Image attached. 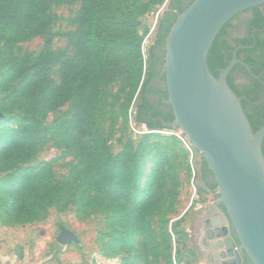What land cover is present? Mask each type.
<instances>
[{
    "label": "trees",
    "instance_id": "obj_1",
    "mask_svg": "<svg viewBox=\"0 0 264 264\" xmlns=\"http://www.w3.org/2000/svg\"><path fill=\"white\" fill-rule=\"evenodd\" d=\"M164 0H0V223L5 226L41 221L50 207L63 212L69 205L76 214L88 217L100 214L104 225L98 232L99 253L119 258V264H181L192 252L178 247L184 232L173 223L171 215L179 195V180L173 161L164 151L151 154L148 144L154 133L143 134L138 143L130 139L118 154L110 152L106 140L97 129L100 108L108 105L109 83L119 78L124 92L119 110H127L133 98V122L146 130L166 129L156 117L166 122L173 113L164 90L151 85L160 77L155 64H163L167 34L178 13L194 0H167L154 29V41L142 50L148 28L139 27V19L156 11ZM79 3L75 21L77 30L66 33L74 43L76 60L65 61L64 50H53L59 35L53 31V6ZM249 20L254 41L236 40L237 58L259 71L250 53L264 45L260 38L264 28V4L236 13L213 39L206 63L217 77L230 59V46L225 41L227 29L242 13ZM43 36V44L34 55H15L12 47L33 37ZM251 46V47H250ZM157 52H161L159 55ZM61 64L59 81L51 76ZM226 82L240 99L242 109L253 132L264 124V102L257 100L249 86L240 87L232 75ZM248 76V75H247ZM165 82L164 73L161 75ZM252 87L258 80L248 76ZM149 93L159 96L156 104ZM70 103L71 114L47 121L48 113ZM159 106H163L160 109ZM183 136V135H182ZM48 139H55L65 154L74 156L67 176L57 180L52 162L29 164ZM172 137H166L171 140ZM264 155V138L262 140ZM185 158L186 152L179 148ZM152 163L145 175L146 158ZM175 156H173L174 160ZM199 178L203 188L215 191L216 183L205 161L201 159ZM179 226V224L177 225ZM184 248V249H183ZM245 263L251 261L244 255ZM94 264V263H93ZM185 264H188L185 262Z\"/></svg>",
    "mask_w": 264,
    "mask_h": 264
},
{
    "label": "water",
    "instance_id": "obj_2",
    "mask_svg": "<svg viewBox=\"0 0 264 264\" xmlns=\"http://www.w3.org/2000/svg\"><path fill=\"white\" fill-rule=\"evenodd\" d=\"M264 0H194L178 13L165 39L163 70L173 120L161 126L179 129L205 161L216 183L213 210L233 230L214 254V264H264V124L253 132L240 99L226 82L233 61L214 77L207 66L210 45L236 13ZM2 114L0 113V119ZM62 245L77 236L61 226ZM224 247V248H223Z\"/></svg>",
    "mask_w": 264,
    "mask_h": 264
},
{
    "label": "rangeland",
    "instance_id": "obj_3",
    "mask_svg": "<svg viewBox=\"0 0 264 264\" xmlns=\"http://www.w3.org/2000/svg\"><path fill=\"white\" fill-rule=\"evenodd\" d=\"M167 0H164L159 9H164ZM79 3L64 4L53 6L50 10L53 16V31L59 35L52 42V49L64 50V60L73 63L76 60L74 43L66 36V33L77 30L75 21ZM161 10V11H162ZM157 12L142 16L139 19V27L148 28V33L144 36L142 44L144 51L153 40L155 29V16ZM44 37L36 36L25 42L15 44L11 52L15 55L37 53ZM62 65L55 66L51 71V76L58 82ZM124 92L119 78H114L108 86L107 104L100 108L97 115V129L106 140V144L113 154L122 151L123 145L127 140L138 143L141 136L146 133H154L157 137L151 138L148 144L151 145V154L156 151L167 153L169 160L173 161L179 180V195L175 204V211L170 216L169 226L173 223L176 230L180 223L179 215L184 209L190 194L194 193L199 184V165L201 161L200 154L190 146L187 148V140L182 136L179 129H162L148 131L142 125H136L133 122L132 106L136 103L133 98L130 108L127 110V120L124 119V112L120 111V105L123 101ZM72 106L70 103L59 109L49 112L47 121L51 122L58 118L70 116ZM166 137H172L166 140ZM185 141V142H184ZM55 139H48L33 157L29 164L40 162H52L53 172L57 180L64 179L69 170V165L73 163L74 156L65 154L64 148L58 144ZM188 143V142H187ZM182 148L186 152L184 158L179 151ZM173 156H175L173 160ZM146 158L144 169L145 175L151 171L152 163ZM104 225V218L100 214H91L83 217L82 214H76V207L69 205L63 212L50 207L45 218L41 221L28 223L24 225L6 226L0 232V264H119V258H107L99 253V244L97 243L98 232ZM5 226V225H4ZM64 226L74 232L77 236V242L68 245H62L56 238L60 232V227ZM186 241V235H183L179 241L178 247L183 246ZM183 248V249H184ZM186 249V248H185Z\"/></svg>",
    "mask_w": 264,
    "mask_h": 264
},
{
    "label": "crops",
    "instance_id": "obj_4",
    "mask_svg": "<svg viewBox=\"0 0 264 264\" xmlns=\"http://www.w3.org/2000/svg\"><path fill=\"white\" fill-rule=\"evenodd\" d=\"M216 198L217 193L203 188L199 179L179 215L178 228L186 235L185 248L192 252L191 257H183L181 264H214L213 256L221 251L220 244L228 238L233 242L230 226L224 225L221 213L213 210ZM1 227L7 228L0 223Z\"/></svg>",
    "mask_w": 264,
    "mask_h": 264
},
{
    "label": "flooded vegetation",
    "instance_id": "obj_5",
    "mask_svg": "<svg viewBox=\"0 0 264 264\" xmlns=\"http://www.w3.org/2000/svg\"><path fill=\"white\" fill-rule=\"evenodd\" d=\"M188 1L189 0H182V3L186 4ZM250 18H251L250 12L249 13H242L240 15V18L234 19L232 21V26L227 29V32H226L224 39L231 48L229 51L230 59H229L227 65H229L233 61L234 56H235L237 61L233 64L231 70L234 68L235 65H239V68H237L233 71L232 78H233L234 83L240 87L249 86L251 94L257 100H260V101L263 100V102H264V45L261 46L259 48V50L255 51L253 53H250V57L253 59V64L255 65V67L259 71L258 75H254L250 69V66H248L246 63L243 62V58H244L243 54L240 55V58H237V56H236L237 50L242 49V48L243 49L249 48V46H247V45H238L236 43V40L242 39V38H245L247 40H252V41L255 40L253 33L256 31V29H250V24H249ZM260 32H261V34L259 37L263 38L264 37V28ZM153 41H154V35H153L152 43H153ZM157 53L159 55L161 52H157ZM163 63H164V60H163ZM155 69L160 70L161 74H160V77L159 76L153 77L151 79V85L154 87L158 86L159 88L164 90L166 85H165V82L161 78V75L164 73L163 64L158 62L157 64H155ZM230 71H229V73H230ZM247 75L250 78L252 77V78L257 79L258 84L256 86L252 87L251 82H250ZM158 99H159V96H157L154 93H149V100L153 104H156ZM166 100H162V102L164 104H168L166 102ZM263 106H264V104H263ZM159 107H160V109H162L163 106H159ZM158 118L159 117H156L153 120L156 121ZM141 125L145 127L144 124H141ZM230 230H231V233L233 235V230L231 227H230ZM243 264H252V263H250V262L245 263V261L243 259Z\"/></svg>",
    "mask_w": 264,
    "mask_h": 264
},
{
    "label": "built area",
    "instance_id": "obj_6",
    "mask_svg": "<svg viewBox=\"0 0 264 264\" xmlns=\"http://www.w3.org/2000/svg\"><path fill=\"white\" fill-rule=\"evenodd\" d=\"M161 10L162 9H157L156 11H154V12H157L156 13V16H155V23H154V25H156V22H157V19H158V17H159V15H160V13H161ZM154 12H151V13H154ZM150 14V13H149ZM155 27V26H154ZM142 50L144 51V45L142 44ZM185 142V141H184ZM185 144H186V146H187V148L190 150V145L187 143V142H185Z\"/></svg>",
    "mask_w": 264,
    "mask_h": 264
}]
</instances>
